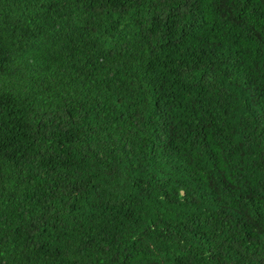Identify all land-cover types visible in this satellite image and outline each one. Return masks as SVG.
Listing matches in <instances>:
<instances>
[{
  "label": "trees",
  "instance_id": "1",
  "mask_svg": "<svg viewBox=\"0 0 264 264\" xmlns=\"http://www.w3.org/2000/svg\"><path fill=\"white\" fill-rule=\"evenodd\" d=\"M0 264H264V0H0Z\"/></svg>",
  "mask_w": 264,
  "mask_h": 264
}]
</instances>
